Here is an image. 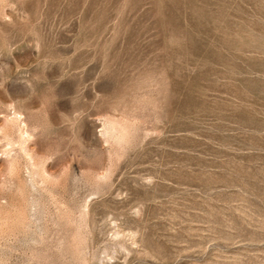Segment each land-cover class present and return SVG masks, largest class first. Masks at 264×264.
Segmentation results:
<instances>
[{"label":"rangeland","instance_id":"374dc122","mask_svg":"<svg viewBox=\"0 0 264 264\" xmlns=\"http://www.w3.org/2000/svg\"><path fill=\"white\" fill-rule=\"evenodd\" d=\"M0 264H264V0H0Z\"/></svg>","mask_w":264,"mask_h":264}]
</instances>
